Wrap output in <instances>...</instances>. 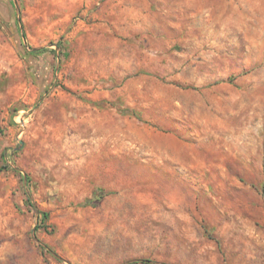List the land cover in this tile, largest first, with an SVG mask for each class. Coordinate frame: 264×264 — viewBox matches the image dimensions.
Wrapping results in <instances>:
<instances>
[{
    "label": "rangeland",
    "instance_id": "rangeland-1",
    "mask_svg": "<svg viewBox=\"0 0 264 264\" xmlns=\"http://www.w3.org/2000/svg\"><path fill=\"white\" fill-rule=\"evenodd\" d=\"M0 170V264H264V0H0Z\"/></svg>",
    "mask_w": 264,
    "mask_h": 264
},
{
    "label": "trees",
    "instance_id": "trees-1",
    "mask_svg": "<svg viewBox=\"0 0 264 264\" xmlns=\"http://www.w3.org/2000/svg\"><path fill=\"white\" fill-rule=\"evenodd\" d=\"M35 52H38V51H35ZM0 172H1V170H0ZM99 198H102V197H99ZM97 200H99V199H97ZM39 214L42 216L41 223L45 224L49 220V215L47 213L41 212V211H39ZM140 262H144V263H147V264L148 263H152V261H150V260H143V261H140Z\"/></svg>",
    "mask_w": 264,
    "mask_h": 264
}]
</instances>
